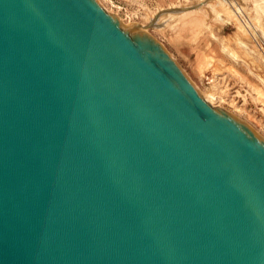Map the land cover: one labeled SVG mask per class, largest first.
<instances>
[{
    "label": "water",
    "instance_id": "water-1",
    "mask_svg": "<svg viewBox=\"0 0 264 264\" xmlns=\"http://www.w3.org/2000/svg\"><path fill=\"white\" fill-rule=\"evenodd\" d=\"M0 264H264V140L97 0H0Z\"/></svg>",
    "mask_w": 264,
    "mask_h": 264
},
{
    "label": "rangeland",
    "instance_id": "rangeland-1",
    "mask_svg": "<svg viewBox=\"0 0 264 264\" xmlns=\"http://www.w3.org/2000/svg\"><path fill=\"white\" fill-rule=\"evenodd\" d=\"M97 1L127 29L145 23L204 99L264 140V0Z\"/></svg>",
    "mask_w": 264,
    "mask_h": 264
},
{
    "label": "bare ground",
    "instance_id": "bare-ground-1",
    "mask_svg": "<svg viewBox=\"0 0 264 264\" xmlns=\"http://www.w3.org/2000/svg\"><path fill=\"white\" fill-rule=\"evenodd\" d=\"M119 19V18H118ZM120 23H122V22H120ZM132 24H134L133 22H132ZM130 25L129 27H128V29L129 30H131L132 31V29L134 28V27H136V30H142V31H145L146 30V24L145 23H139V24H135V25ZM127 27V26H126ZM208 99V98H207ZM209 102V101H208ZM213 105H215V104H213ZM219 108V107H218ZM247 125H249V124H247Z\"/></svg>",
    "mask_w": 264,
    "mask_h": 264
}]
</instances>
